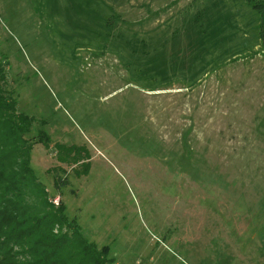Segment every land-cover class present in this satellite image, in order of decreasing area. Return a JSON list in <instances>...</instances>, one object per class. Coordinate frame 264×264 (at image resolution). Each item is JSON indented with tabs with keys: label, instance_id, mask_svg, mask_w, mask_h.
<instances>
[{
	"label": "rangeland",
	"instance_id": "obj_1",
	"mask_svg": "<svg viewBox=\"0 0 264 264\" xmlns=\"http://www.w3.org/2000/svg\"><path fill=\"white\" fill-rule=\"evenodd\" d=\"M251 5L0 0L30 165L116 264H264V14Z\"/></svg>",
	"mask_w": 264,
	"mask_h": 264
},
{
	"label": "trees",
	"instance_id": "obj_2",
	"mask_svg": "<svg viewBox=\"0 0 264 264\" xmlns=\"http://www.w3.org/2000/svg\"><path fill=\"white\" fill-rule=\"evenodd\" d=\"M249 2L264 14V2ZM5 83L0 61V264H116L110 248L87 240L64 202L56 205L38 182L30 165L34 145L26 138L33 120L18 110Z\"/></svg>",
	"mask_w": 264,
	"mask_h": 264
}]
</instances>
